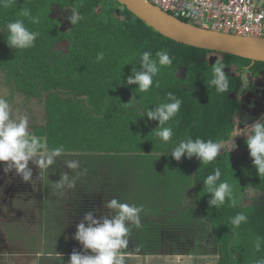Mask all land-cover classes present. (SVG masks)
Masks as SVG:
<instances>
[{"label":"trees","instance_id":"1","mask_svg":"<svg viewBox=\"0 0 264 264\" xmlns=\"http://www.w3.org/2000/svg\"><path fill=\"white\" fill-rule=\"evenodd\" d=\"M6 2L8 7L0 3V93L9 92L18 110L24 103L38 113L43 111L45 123L33 128V134L46 137L50 148L63 146L61 155L80 162L83 170L78 185L75 190L68 188L70 192L65 189V197L95 192L98 185H89L91 177L107 180L106 192L141 209L140 224L132 225L130 234L145 253L162 250V232L176 237L187 231L189 255H218L217 264H256L264 258V245L260 252L255 249L257 238H264V212L259 207L264 206V177L259 178L252 167L245 140L237 144L245 155L230 148L242 110L238 95L244 88V73L263 75L264 63L221 55L224 70L234 68L242 75L225 72L230 92L217 94L205 84L212 66L207 55L214 52L164 37L116 0ZM24 8L39 23L20 16ZM63 12L76 14L78 21L72 25ZM17 19L39 33L34 47L14 50L7 46L4 25ZM160 50L173 58L172 66L161 68L147 93L137 91L132 106L125 104L136 85L121 83L132 67L139 68L142 52L150 51L155 58ZM100 52L103 60H97ZM182 68L185 74L179 76ZM169 92L182 100L177 116L165 125L173 128V140L179 143L191 136L224 145L214 164L200 165L195 157L177 162L171 157L173 144L156 141L152 130L158 122L140 112L169 102ZM100 167L104 171L99 178ZM214 167L220 168L222 180L233 185L235 207L226 203L220 209L209 208L203 179ZM47 173L51 186L53 176ZM60 176L65 183L67 179ZM238 212L248 220L233 232L230 218ZM58 243L56 251H64L65 238Z\"/></svg>","mask_w":264,"mask_h":264},{"label":"clouds","instance_id":"2","mask_svg":"<svg viewBox=\"0 0 264 264\" xmlns=\"http://www.w3.org/2000/svg\"><path fill=\"white\" fill-rule=\"evenodd\" d=\"M0 3L8 7L6 0H0ZM20 16L28 18L32 23H39V18L33 17L28 8H24ZM69 19L73 25L79 17L73 13ZM4 27L8 33L5 42L10 49L26 50L35 46L39 33L29 30L23 19L7 22ZM103 59L104 53H98L97 60ZM172 63L173 58L165 50L157 51L155 58L150 51L142 52L139 68L132 67L126 80L121 83H126L127 86L136 85L134 94L125 104L130 106L134 104L137 91L147 93L161 68L171 67ZM225 67L223 63L216 61L211 66V77L205 81L207 88H214L217 94L230 92V81L223 71ZM156 83L158 86V81ZM167 99L169 102L140 112L142 117L146 116L148 120L158 122L157 127L152 130L156 141L173 144L171 157L177 162L182 158L195 157L200 165L214 164L222 149L219 143L199 137L193 139L191 136L180 140L179 143L173 140V128L165 125L177 116L182 100L172 92L167 94ZM245 143L252 160V167L259 178L264 177V116L252 123L251 133L246 137ZM63 152V146L50 148L46 137L33 134L29 130V122L25 116L13 118L9 102L0 98V167L7 171L14 170L21 180L26 182L33 176L30 163L35 167L47 168L53 165L55 158ZM241 152L242 155L245 154L244 151ZM78 166V162L74 160L67 164L69 169H76ZM221 176L220 168L214 167L213 172L203 179V189L210 195L207 201L209 208L220 209L226 203L229 207L236 206L233 185L227 179L222 180ZM63 179H67V173ZM195 185L194 182L190 187ZM103 207L107 209L104 214L97 217L95 210L88 211L76 225L72 238L81 245V250L74 249L67 264H125L126 253L123 250L128 248L132 225L138 227L140 224L141 209L128 203H121L116 198L104 203ZM247 220L248 217L243 212H238L230 218L231 230L235 232L242 223H247ZM262 245L264 238H257L255 242L257 252L262 250ZM55 255L62 258V253L56 252ZM49 258H53V254L50 253ZM256 264H264V258L258 260Z\"/></svg>","mask_w":264,"mask_h":264},{"label":"rangeland","instance_id":"3","mask_svg":"<svg viewBox=\"0 0 264 264\" xmlns=\"http://www.w3.org/2000/svg\"><path fill=\"white\" fill-rule=\"evenodd\" d=\"M97 9H100V6L97 7ZM221 59L222 56L217 53H209L207 55V60L211 65H213L216 61L222 62ZM185 70H186L185 68L180 69L179 76H183L185 74ZM232 70L233 72H236L234 68ZM223 71L227 73L230 72V70H226V69L225 70L223 69ZM248 75H250V73L245 72L244 78L247 79ZM231 96L233 97L234 95L231 94ZM0 98H4L9 102L11 106L13 118L18 119L21 116H25L28 119L29 130L32 133H33V128L42 126V124L45 123L44 120L46 118V114L43 111H40L38 113L36 109L32 108V105L23 106L24 105L23 103L22 107L19 110L16 109V107H13L12 106L13 96H11L9 92L5 91L3 92V94L0 93ZM241 100L243 99L241 98ZM250 133H251V128L249 126H247V128L245 129L243 128L239 129L238 127H236V131L234 132L233 138L231 139V143H233V145L230 146L233 152H235L236 154H240L238 145L243 144L241 142H243ZM221 146L224 147V145ZM73 160L77 161L78 164H80L77 158L71 155H60L56 157L55 163L53 165L48 166L47 168L35 167L34 165L31 164V166H34L38 172H42L44 174V171L46 172L48 171L51 174V176H53L54 179L62 178L60 175L63 174L65 176V173H67V179L68 180L70 179L66 183V185L64 183L65 186H60L57 192L55 191L49 193L47 192L45 200L42 201L43 203H38L36 205V208H34V210L32 212L30 211L29 213V215L32 217H34L35 215L38 218H40L42 214H44L45 216L46 215L52 216L51 209H53L54 212L56 213V218H58V220L59 219L61 220V223L57 224V226L60 228L59 231L54 228L47 230L48 228L47 220L46 217L43 216L45 219H41L38 225V226L41 225L42 231L44 232L43 235H40V233L36 230L37 224H32L29 227V230L27 231L26 235H23L22 237H18L16 236L18 235V232H13L15 237L11 238L12 237L11 236L8 238L5 236V228H6L5 225L6 223H9L6 222V220L9 217L7 210V208H9V205L6 207L3 204H0V256H7L9 253L11 254L21 253V252L26 253L28 252L27 247L35 246L38 247V252H40L46 258L48 256V255L46 256L47 254L46 251L48 250L54 255L56 252L62 253V258L56 255L55 258L60 262V264H67V261L69 259V255L67 254L72 253L74 249H77L76 246H81L72 237L76 231V225L83 218V215L88 211L95 210V215L99 217L100 215L104 214L107 211V209L103 207L104 203H106L107 201L113 198H116L119 201V198L114 193L106 192L103 189V186L107 185V180H103V178L101 177L104 170H102V168L100 167V172L97 176L99 178L101 177L102 180L97 179V181H94V179L91 177L89 184L91 186L97 184L98 189L95 192L86 191V193L82 194L81 197H71L70 202L67 201L65 202L66 211H64L61 207L62 200L60 198L66 194L64 191L65 189L67 192H69L68 188L75 190L76 186L78 185L76 181L77 180L79 181L78 178V176L80 175L79 171L83 170L81 166H78L76 169H69L67 167V164L68 162ZM16 175L17 174L13 173V179L16 178ZM0 188H2L1 184H0ZM0 195H4V193H0ZM260 198L261 197L258 196L255 199L259 200ZM46 200H49V202L51 203L50 209L47 208V206L44 204ZM57 200H61V201L58 202ZM55 202L56 204L54 205ZM259 207L264 212V206L259 205ZM180 231L178 232L181 233ZM171 233L172 232L170 231L161 233L164 236L162 240V247H161L162 250H160L156 254H153L151 252L150 253L142 252L135 245L133 238L130 237L128 248L123 250L126 253L125 264H194L197 259L201 260L199 264H217L219 258L218 255L208 256V254L202 253L203 255L193 256L192 254L190 255L188 254V252H191L187 246V242L189 241L187 238L189 236L188 234L189 232L186 231L179 236L177 235L176 237L172 236ZM34 234H37V236L36 235L34 236ZM63 238H65V241L67 243L66 247L68 249L65 251H60V250L56 251L58 250L60 245L58 241ZM5 240H7L12 245L9 250L5 249L4 246ZM61 243H63V241Z\"/></svg>","mask_w":264,"mask_h":264},{"label":"flooded vegetation","instance_id":"4","mask_svg":"<svg viewBox=\"0 0 264 264\" xmlns=\"http://www.w3.org/2000/svg\"><path fill=\"white\" fill-rule=\"evenodd\" d=\"M66 19H68L71 15V12H63ZM70 13V14H69ZM68 17V18H67ZM228 70V69H227ZM230 70V69H229ZM231 70L229 73L234 76H240L241 72L236 71V73L232 72ZM249 72L250 75H248L247 79L243 78V86L244 88L241 90V93L238 95V99L241 104V111L238 112V115L236 117V124L239 129L247 128L249 126L251 128L252 123L259 118L261 115L264 116V71L262 72L263 75L255 74V72L252 71H246ZM244 90V91H243ZM236 97V96H234ZM241 98L243 100H241ZM234 135V134H233ZM33 169V176L30 180L23 182L21 178L16 175V178L13 179V173L15 171H7L4 168L0 167V193H4V195H0V204H3L4 206H8V214L9 217L6 220V222H10V220H14L15 222H19L20 219H26L28 220L27 223L29 226L32 224H37V231L40 233V235H43L42 227L39 225V221L41 219H45L42 214L40 218L34 215V217L30 216V211L32 212L34 208H36V205L38 203H43L42 201L45 200L47 192H57L60 185L65 186L68 182V179L64 183L60 181L59 179H54L50 181L51 186L49 185L48 179L49 174L44 171V174L42 172H38L37 169L34 166H31V163L29 165ZM47 173V174H46ZM16 174V173H15ZM55 184V185H54ZM64 188V187H63ZM70 192V191H69ZM62 200L61 207L64 211H66L65 208V202H70V197L62 196L60 198ZM61 200H57L60 202ZM47 208L50 209L51 203L49 200H46L44 203ZM56 202L54 203V205ZM53 205V207H54ZM52 216L46 215L47 220V230L49 229H56L59 231V227L57 224L61 223V220L56 218V213L53 209ZM23 215V216H22ZM53 217V218H50ZM19 226V225H17ZM35 226V225H34ZM45 229V228H44ZM131 237V234L129 238ZM132 238V237H131ZM67 243L65 241V250L68 248L66 247ZM77 251L81 250V246H76ZM70 254L69 255L70 257ZM200 259H197L194 264H199Z\"/></svg>","mask_w":264,"mask_h":264},{"label":"water","instance_id":"5","mask_svg":"<svg viewBox=\"0 0 264 264\" xmlns=\"http://www.w3.org/2000/svg\"><path fill=\"white\" fill-rule=\"evenodd\" d=\"M164 37L186 46L264 63V38L202 29L164 12L146 0H116ZM87 99L86 96H84Z\"/></svg>","mask_w":264,"mask_h":264},{"label":"built area","instance_id":"6","mask_svg":"<svg viewBox=\"0 0 264 264\" xmlns=\"http://www.w3.org/2000/svg\"><path fill=\"white\" fill-rule=\"evenodd\" d=\"M206 30L264 38V0H146Z\"/></svg>","mask_w":264,"mask_h":264},{"label":"crops","instance_id":"7","mask_svg":"<svg viewBox=\"0 0 264 264\" xmlns=\"http://www.w3.org/2000/svg\"><path fill=\"white\" fill-rule=\"evenodd\" d=\"M215 58V57H214ZM23 216V215H22ZM28 220L20 219L19 222H15L14 220H10L9 223H6L5 228V236L6 237H15L13 232H18V237H22L26 235L27 231L29 230V225L27 223ZM19 225V226H17ZM9 232V233H7ZM30 235V234H28ZM7 240H5V249L9 250L12 246ZM28 252H21L11 254L9 253L7 256H0V264H60V262L55 258L53 254V258L49 259V253L46 254L47 258L38 252V247L29 246L27 247ZM45 258V259H42Z\"/></svg>","mask_w":264,"mask_h":264}]
</instances>
